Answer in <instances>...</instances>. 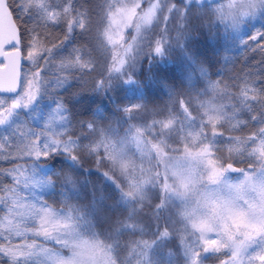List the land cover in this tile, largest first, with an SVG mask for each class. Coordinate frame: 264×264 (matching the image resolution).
I'll return each instance as SVG.
<instances>
[{"label":"snow or ice","instance_id":"6c2138e0","mask_svg":"<svg viewBox=\"0 0 264 264\" xmlns=\"http://www.w3.org/2000/svg\"><path fill=\"white\" fill-rule=\"evenodd\" d=\"M2 4L7 13L0 14V22L7 29L0 39L18 51L20 65L26 60L30 67L27 73L20 69L18 78L13 71L7 86L0 87L11 94L10 103L0 100V125L13 127L21 113H37L45 99L53 106L39 128L24 134L22 146L0 138V161L11 165L0 164L3 264H97V249L103 247L95 240L99 235L111 242L103 253L107 264H205L210 257L219 264H264V70L259 81L233 77L238 82L229 85L216 79L195 95L176 92L182 78L191 86L193 75L209 76L202 64L210 67L214 58L220 64L218 23L231 20L235 27L236 21L257 14L264 19V0ZM165 7L168 15L161 18ZM174 14L182 24L172 35ZM133 15L139 22L130 26ZM205 16L208 22L202 23ZM93 17H98L95 27ZM56 27L63 39L54 34ZM249 27L239 45L264 53V23ZM107 45L112 46L111 64L107 55L102 61L94 55L98 47L108 53ZM174 53L180 69L187 66V77L170 67L177 63ZM223 75L218 68L215 76ZM149 85L155 86L149 92L168 97L165 108H148L144 89ZM118 87L139 90L138 99L116 103L110 93ZM230 87L238 92L230 93ZM209 90L235 102H201L193 115V101ZM85 101L87 115L74 112L75 104ZM246 129L248 135H235ZM130 144L140 153V165ZM173 144L183 145L180 159L190 164L172 163L168 153L181 150ZM145 159L156 163L146 170ZM89 161L94 168L85 167ZM231 173L242 179L233 182ZM5 176L11 183L3 182ZM181 204L189 206L174 211ZM104 224L106 232L95 231ZM125 234L141 239L125 245L129 255L121 260ZM13 238L23 242L13 243Z\"/></svg>","mask_w":264,"mask_h":264},{"label":"trees","instance_id":"16d2710c","mask_svg":"<svg viewBox=\"0 0 264 264\" xmlns=\"http://www.w3.org/2000/svg\"><path fill=\"white\" fill-rule=\"evenodd\" d=\"M155 1V0H154ZM99 2V0H89V3L94 5L95 3ZM224 3H227V0H223ZM179 6V5H178ZM218 5H213V7H216ZM15 15V13H14ZM161 18L165 15H168L167 7L164 8V11L160 14ZM175 18L170 21V26L173 28L172 35H175V29L182 24V20L180 19L178 14H174ZM211 19L213 21L216 20L215 16H212ZM202 23H207L208 22V17L205 16L202 21ZM98 23V17H93V26L95 27ZM261 23H264V19H262L259 14L251 20L248 18H245L244 20L236 21L235 22V27H233V21L227 20L224 23H218V30H217V41H218V47H217V52L220 53V64L218 62L217 58H214L212 60V64L210 67H208L207 64H202V67H205L208 69L209 76L207 77H200L199 74H195L192 77V84L191 86L188 85L187 80L182 78L181 82L178 83L176 87V92L177 93H191L192 95H195L196 92H203L205 88L208 87L209 81H215L216 79H220L223 81L225 84H233L237 83L238 79L234 81L232 78H245L247 80H255L259 81L261 79L260 73L261 70H264V64H261V60L264 59V53H261L259 50L252 51L251 49L245 50L241 45H239V38L244 36L245 33H247L250 30L249 25H254L255 27H260ZM225 24H228L229 27L227 31L225 30ZM61 29L60 27H56L54 30L55 35H59L60 39H63V36L61 35ZM132 32V29L130 30ZM159 31V29H157ZM192 35H196L195 32L192 33ZM103 38V37H102ZM59 42V41H57ZM106 43V41H105ZM50 46V45H49ZM109 52L106 53L104 48H97L96 55L101 59V61L104 59V57L107 55L108 57V62L111 64V47L107 45ZM62 51V50H61ZM178 53H174L172 55V59L176 60L175 65H171L170 67H176L177 70L179 71L181 62L178 59ZM210 57H214L215 54L210 53ZM227 57V62L225 63L224 58ZM29 63L28 61L25 60V64L23 67V73H27L29 71ZM144 68H147V61L144 62ZM187 66H184L183 68L180 69V71L184 72V76L187 77L188 72L186 70ZM220 69L224 75L222 77H216L215 73L217 69ZM139 78L141 80L144 79V73L141 72L138 74ZM149 87H155L153 85L146 86L144 89V93L146 98L149 100L148 103V108L150 110H159L165 108L169 104L168 97L165 95H162L160 92L152 91L149 92L148 88ZM223 87V84L221 85ZM251 87V85H249ZM77 89H74L73 91H76ZM228 91L230 93H236L238 90L236 88H229ZM138 94L139 90L134 89V88H123V87H118L115 92L110 93V95H113L116 97V103H124L129 100L135 101L138 99ZM70 95V93L65 94V98H67ZM86 95H91V93H86ZM223 93L219 92H212L209 90V94L205 96H201L193 101V115H196L195 109L199 108V104L201 102L204 103H213V104H229V103H234L235 101H230L227 98H223ZM251 95V92L249 93ZM1 99H4L8 102H10L9 97H4L0 96ZM88 101H85L83 104H75L74 106V112L80 114L85 113V108L87 107ZM50 107H53L51 105V100L45 99L42 102V106L40 110L37 113H32V114H25L21 113L19 119L16 122V125H13V127L9 128L5 125H0V138L3 137H8L10 138L13 142L15 143H26L27 141L23 140L24 134H26L29 130L30 127L33 128H39L43 121L44 118L47 116V113L50 109ZM171 107V105H169ZM258 111L260 109H257ZM202 112L203 109H200ZM244 117L246 118L247 114H243ZM142 118L148 119L149 122H151V117H148L147 114L142 113L141 114ZM157 119H162L163 117H156ZM59 129H57L58 131ZM249 134V131L246 129L244 132H239L235 133V135H242L246 136ZM22 146V143H21ZM173 147H179L181 150L178 152H169L168 155L171 157H179L183 154V145H176L173 144ZM128 149L131 152H136V163L137 165H140V153L136 151L134 146L131 144L128 145ZM156 163V161H152L149 163L147 159L144 160L143 162V167L148 170L152 168V166ZM0 164H2L4 167H11V165L7 164L6 162L0 161ZM237 166L241 168H247V164H238ZM85 167H95V164L91 161L85 163ZM104 169H101L103 171ZM238 175L234 174H229L230 179H235L238 177ZM146 178V177H145ZM3 182L5 184L11 183V180L9 177L5 176L3 178ZM0 195H3V193H0ZM50 202V201H49ZM183 205L181 204L180 208L174 209L177 213H181L183 211ZM4 214V207L3 205H0V217H2ZM145 224L148 223L147 220L144 221ZM109 225L104 224L103 228H98L95 231L104 233L108 230ZM93 238V237H92ZM141 237L139 235L137 236H132L125 234L120 238V243H121V249L119 251V256L120 259L123 260L129 255L128 248L125 247V245L128 244L129 241L131 240H139ZM143 239H151L150 236H144ZM95 240L102 245L103 247H107L110 245V241L106 240L103 235H99L95 237ZM14 243V240H13ZM175 244H170V248H175ZM219 255V254H217ZM6 259L2 254H0V264H3V261ZM205 264H219V261L215 257H210L206 260Z\"/></svg>","mask_w":264,"mask_h":264},{"label":"water","instance_id":"95a60500","mask_svg":"<svg viewBox=\"0 0 264 264\" xmlns=\"http://www.w3.org/2000/svg\"><path fill=\"white\" fill-rule=\"evenodd\" d=\"M7 10L3 8L2 0H0V14H6ZM11 23H17L15 21H11ZM7 29L6 22H0V34H3ZM7 40L0 39V87L7 86L8 77L13 75V71L15 76L18 78L20 73V69L23 68L24 60L21 61V65L19 63V53L16 49L10 50V46H6ZM6 48H9L6 50ZM10 50V51H9ZM13 65H15V70L13 69ZM0 95L10 96L9 93L0 92ZM238 167V166H237ZM238 174V173H232Z\"/></svg>","mask_w":264,"mask_h":264},{"label":"rangeland","instance_id":"374dc122","mask_svg":"<svg viewBox=\"0 0 264 264\" xmlns=\"http://www.w3.org/2000/svg\"><path fill=\"white\" fill-rule=\"evenodd\" d=\"M155 2V1H154ZM139 22V17L138 16H136V15H133L132 16V18L128 21V24L130 25V26H132V25H135L136 23H138ZM130 30L131 29H124V31H125V34L127 35V33L128 32H130ZM132 34H135L134 33V31L132 30ZM128 38L129 39H131V36H128ZM109 47H111V55L113 54V51H112V46L111 45H109ZM0 100H4V99H1L0 98ZM6 101V100H5ZM10 103V102H9ZM55 130H57V129H55ZM150 139V138H149ZM132 146H134V148L136 149V146H135V144H131ZM136 151H138L137 149H136ZM169 156V155H168ZM183 157V154L181 155V156H179V157H173L174 159L172 160V163H176L178 160L181 162V163H183V164H190L191 163V161H184V160H181L180 158H182ZM161 170L163 169V164H161ZM237 179H242V177L239 175L238 177H236L235 179H231L233 182H235ZM22 195H24V196H27V193L25 192V193H22ZM183 205V210H184V208L185 207H187V206H189V205H185V204H182ZM193 207H194V205H192ZM183 212V211H182ZM181 212V213H182ZM84 239H88V240H91V239H93L91 236H87V235H85L84 237H83ZM212 238H215V235L214 234H212ZM42 239V238H41ZM194 239V238H193ZM13 240H14V243H16V244H19V243H22L23 241L20 239V238H13ZM106 250V248L105 247H100L99 249H97V252L99 253V257H98V260H97V264H107V262L103 259V253H104V251Z\"/></svg>","mask_w":264,"mask_h":264}]
</instances>
